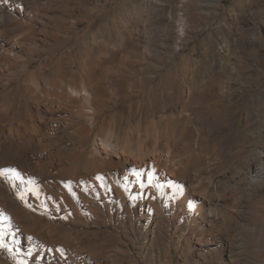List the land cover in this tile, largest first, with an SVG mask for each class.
<instances>
[{
	"label": "bare ground",
	"instance_id": "obj_1",
	"mask_svg": "<svg viewBox=\"0 0 264 264\" xmlns=\"http://www.w3.org/2000/svg\"><path fill=\"white\" fill-rule=\"evenodd\" d=\"M71 1L0 0V264H217L222 252L230 264L245 259V224L230 233L216 209L228 195L261 194L264 149L242 156L232 178L205 175L215 148L229 157L237 147L229 124L214 123L223 117L217 101L232 94L213 72L226 65L231 23L249 20L233 15L208 29L203 62L212 74L188 79L171 68L188 32L183 15L140 0L89 35L102 0ZM63 41L68 47L56 50ZM181 115L203 118L197 127L207 137L170 127ZM185 195L206 203L199 217ZM251 229L264 233V219ZM256 244L264 252V240Z\"/></svg>",
	"mask_w": 264,
	"mask_h": 264
},
{
	"label": "rangeland",
	"instance_id": "obj_2",
	"mask_svg": "<svg viewBox=\"0 0 264 264\" xmlns=\"http://www.w3.org/2000/svg\"><path fill=\"white\" fill-rule=\"evenodd\" d=\"M106 1L102 0L99 3V7H97L98 9L96 8L100 15L92 28L88 31L89 35L94 33L100 25L110 21L114 22V19H120L121 11L125 7H133L140 2V0ZM161 1H163V3ZM77 3H79V0H72L70 2V7L76 6ZM160 3L167 12H177V14L183 15L187 22L186 30L188 32L186 38L179 42V46L177 47L178 53L173 60L171 68L174 70L177 69L176 71L179 76H188V79L197 76L207 79L208 77H206V75L212 74L209 73V63L203 62V53L208 48V44L203 41V38L208 29H216L222 24L225 25L224 20L226 21L227 17L233 15L244 17L249 20V23L243 22L242 20H235L231 23L234 31L233 37L231 38V46L225 54L226 65L220 72H213L216 81L222 80L227 83L230 87L229 91L232 94L230 101L229 99L228 101H223L221 99L217 101L215 108L223 114V117L222 115H219V117L215 116L214 123L219 124L218 126L229 124V132L237 136L238 141L236 144L237 147L233 150L234 152L228 153L229 157L221 155L220 152H218L219 150L215 148L214 152H212L208 158V163L212 166L208 169V174H206L205 177L215 174V176L222 177V175L225 174L228 178H232L235 172L239 170L237 164L242 156L253 152L255 147H257V150L264 149V0H160ZM192 6H195V8L197 7L198 10L196 11ZM77 15L75 11L72 13L75 21L78 19ZM192 22L197 23L198 27L194 28L193 24H191ZM178 24L179 23H177V25ZM87 25V21L80 22L74 31L83 32ZM252 25L260 27L262 32H258L260 34L251 32L249 28H251ZM66 44L67 43L64 41L61 42V44L56 47V50L67 46ZM75 50L77 51V48ZM58 55L59 53H56V56ZM22 58L25 59V57ZM39 58L38 56L33 61L31 68L34 69L38 66ZM169 68L170 67H167L165 70L163 69L159 72V76L167 75V69ZM152 71L154 70H151L153 74ZM181 83L182 82H180V84ZM202 120L204 121V119L199 118L198 115L192 117H182L181 115L178 123L173 117L170 119V127L176 124L182 127H196L197 131L195 134L191 135V138L196 140L197 137H207L200 133L197 127V124L202 122ZM129 124L132 127H134V125L136 126L135 123L129 122V119H126V127ZM94 136L87 141L90 150L93 149L92 145L95 143L96 135ZM180 148L183 153H181V157H186L187 154L190 155V151H186L185 145H181ZM261 169L264 176V163H262ZM235 197L236 196L228 195L226 201L222 203L223 205H219L216 210L217 212L220 210V213L227 216L226 225L230 233L234 232V227H236L238 221L239 223L245 224L241 236L243 239L242 244L244 246L245 259L237 264H264V252H260L256 244L259 239L264 240V233H257L251 229L258 225L260 220L264 219V188H262L261 194L255 197H250L249 195H246L242 199ZM182 200H185L191 205L194 217H199V213H201L200 211L198 212L197 207L201 206L202 209L206 208V203L199 196L191 197L185 195ZM221 210L223 212H221ZM126 237V242L132 247L133 238L128 235ZM125 261L126 264H128L129 259H122L123 264H125ZM139 264L153 263L149 260L140 259ZM217 264H230L226 252H222L218 255Z\"/></svg>",
	"mask_w": 264,
	"mask_h": 264
}]
</instances>
